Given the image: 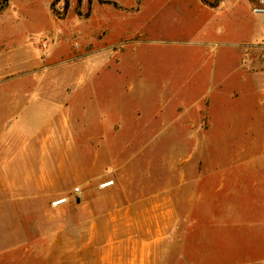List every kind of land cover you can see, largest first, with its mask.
Returning a JSON list of instances; mask_svg holds the SVG:
<instances>
[{
    "label": "rangeland",
    "instance_id": "rangeland-1",
    "mask_svg": "<svg viewBox=\"0 0 264 264\" xmlns=\"http://www.w3.org/2000/svg\"><path fill=\"white\" fill-rule=\"evenodd\" d=\"M106 1L111 3L0 0V264H74L76 251L64 252V243L48 247L46 237L56 231L69 234L77 220L116 207L101 201H118L117 208L143 201L148 217L162 212L163 263L187 264L186 250L193 240L217 239L224 224L220 220L244 213L250 201H264V157H253L252 143L239 140L241 122L251 123V107L242 121L240 100H227L217 109L211 100L216 91L204 104L201 88L189 90L192 75L220 64L222 46L206 44L220 41L219 36L208 37V22L218 24L221 16L240 14L264 28V14L253 11L258 0L254 5L243 0L234 10L226 7L214 15L200 9V0ZM92 8L94 22L116 26L98 44L112 47L116 57L99 73L77 70L66 78L67 100L58 113L72 118L76 103L96 114L83 120L81 113L66 127L46 124L51 113L46 81H58L54 75L46 79V70H69L85 52L74 29ZM59 23L65 24L68 36L58 55L46 62L47 50L57 44V34L46 30ZM226 69L233 71L234 65ZM170 81L178 87L158 92ZM195 104L207 108L196 112V125L179 126L176 107L183 109L182 116ZM110 108L118 109L111 119L120 136L111 132L106 142V128L93 123ZM132 111L137 124L147 126L143 142L123 140ZM107 181L114 182L101 187ZM61 198L67 202L52 204ZM86 201L97 203L89 206ZM159 225L147 219L148 237ZM202 226L205 235L198 234ZM209 248L196 246V253L208 257L206 263L221 264L220 255L212 254L217 249L209 254Z\"/></svg>",
    "mask_w": 264,
    "mask_h": 264
},
{
    "label": "crops",
    "instance_id": "crops-1",
    "mask_svg": "<svg viewBox=\"0 0 264 264\" xmlns=\"http://www.w3.org/2000/svg\"><path fill=\"white\" fill-rule=\"evenodd\" d=\"M241 2L243 0H219L216 4H212L200 0V9L214 12L211 13L214 15L216 12H222L226 7L234 10ZM255 2L256 0H251L253 5ZM94 16L95 11L92 8L90 15L84 21L81 19L80 23L75 26L74 36L78 42V46L83 48L85 52L76 56L73 66L69 70L64 69L57 72L46 70V79L53 77V75L58 78V81L53 85H49L46 81V103H48V108H51L50 117H48L46 124H58L61 127H66L68 124H72V120L75 122L79 120L78 115L81 113L85 114L83 120H88L91 114H96V112H91L85 105H77L76 103L75 105H71V109L74 108L76 111L72 118L68 119L67 116L61 117L58 113L60 103L67 100L66 78L77 70L82 72L89 70L99 73L102 68L110 67V63L116 57L112 47L106 44L98 46L100 40L116 32V26L111 25L108 27L102 21L94 22ZM211 17L214 16H209V19ZM221 17L217 19L220 20L218 24L213 23L209 25L210 22H208L206 28L209 38L213 36H219L220 38V41L209 39L206 42V44L215 43L217 45L218 43L222 46V49L218 53L220 64L213 67L210 65L205 71L192 75L195 79L191 83V89L189 90H192L190 92H195V89L201 88L204 91L202 93L204 104H208V95L216 91L211 100L217 109L224 106L227 100H240L239 104L243 108H241L242 121L247 118L245 117L246 107L250 106L252 109V115L250 116L251 123L246 125L245 122H241L243 132L239 140L251 142L252 148L256 152L253 157L257 159L263 158L264 61L259 56L257 44L263 39L264 28L252 19H243L240 14ZM107 19L103 18L102 20ZM66 31L65 24L63 23L57 24L53 31L50 29L46 30V34H50L51 32L57 34L56 41L58 44L53 45V47L47 50L46 62L55 58L61 51L63 41L68 36L67 32L69 31ZM117 61H120L119 58ZM228 64L234 65L233 71L226 69ZM173 85L177 86L173 81L164 83L159 87L158 92H172ZM51 93L53 95L57 94L58 97L49 96ZM206 109L205 106H197L195 104L194 107L192 105L187 108L184 115L179 116L183 109L176 107L178 112L175 121H177L179 126H194L197 123L195 120L196 112L200 114L202 110ZM117 110V108L106 110L105 114H101L100 121L93 123V125L101 126L103 129L106 128V136L103 141H110L111 138L108 135L111 132L112 135L116 132V124L113 121L114 118L111 119V116L113 112H118ZM134 114L135 111H132V117L127 125L128 128L124 129V131L128 130V137L126 136L127 134L124 135L123 140L143 142L146 139H143L142 133L146 130L147 126L145 128L139 126L137 124L139 118ZM115 134L120 136L117 133ZM189 135L194 136L191 133ZM118 138L115 137L114 139L118 140ZM96 140L98 141V138ZM86 202H88L86 205L89 206H94L97 203L95 201ZM117 202L112 201L109 203L101 201L106 206L116 207L108 209L105 214L93 215L86 220H77L76 226L72 227L69 234L61 235L60 231L53 232L48 238L46 237V246L53 247L57 243L67 244L68 249H65L64 252L70 253L76 251L78 254L77 261L74 264H164L162 259L164 240L161 226L163 213L155 212L148 217L147 210L142 208L145 206L143 201H127L128 203L123 204L127 208H117L120 205ZM246 204L251 206L250 209H246L249 212L245 210L242 214H236L233 217L234 219L220 220L224 224L218 227L217 239L202 236L197 241H192L193 245L191 244L186 250L188 257L192 260L188 258L187 264H214L211 261L206 263L205 260L208 257H200L196 253V246L210 247L209 252H206L209 254L212 253L210 249H217L212 254L217 253L220 255L219 258L223 259L220 262L221 264H264V201H250ZM260 206L262 207V214H257L260 210L258 207ZM65 208L67 207L63 209ZM59 217H62V215L59 214ZM62 219L56 221L62 223ZM147 219L160 223L158 228L153 231L154 233H150L149 237L146 228ZM63 220L67 221V219ZM201 220L204 221L205 218L203 217ZM225 222H229V224ZM125 224L129 225V229H125ZM205 228L203 226L199 227L197 230L198 234L205 235ZM194 242L197 243L194 244ZM213 244L216 245L213 246ZM165 264L174 263L171 260Z\"/></svg>",
    "mask_w": 264,
    "mask_h": 264
},
{
    "label": "built area",
    "instance_id": "built-area-1",
    "mask_svg": "<svg viewBox=\"0 0 264 264\" xmlns=\"http://www.w3.org/2000/svg\"><path fill=\"white\" fill-rule=\"evenodd\" d=\"M253 11L259 14H264V0H258L256 5L253 7ZM258 46V52H259V56L262 58V60L264 61V34H263V39L257 44ZM114 181H107L101 184V187L105 188L108 187L110 185L113 184ZM77 191H79V188L76 189ZM67 202V198H61L58 199L56 201H53V205L54 206H59L62 205L64 203Z\"/></svg>",
    "mask_w": 264,
    "mask_h": 264
},
{
    "label": "trees",
    "instance_id": "trees-1",
    "mask_svg": "<svg viewBox=\"0 0 264 264\" xmlns=\"http://www.w3.org/2000/svg\"><path fill=\"white\" fill-rule=\"evenodd\" d=\"M100 2H110L111 3V1H106V0H100ZM116 4V3H115Z\"/></svg>",
    "mask_w": 264,
    "mask_h": 264
}]
</instances>
